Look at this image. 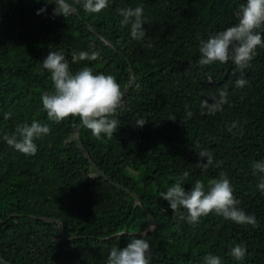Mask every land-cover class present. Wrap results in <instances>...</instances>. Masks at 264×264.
Returning <instances> with one entry per match:
<instances>
[{"label":"trees","instance_id":"obj_1","mask_svg":"<svg viewBox=\"0 0 264 264\" xmlns=\"http://www.w3.org/2000/svg\"><path fill=\"white\" fill-rule=\"evenodd\" d=\"M66 2L75 14L64 17L53 15L55 0H0V264H107L110 250L126 247L133 236L149 242L150 264H204L209 254L222 264H264V193L252 167L264 161V47L243 71L231 60L198 64L200 41L235 26L246 0H109L98 14L85 12L83 0ZM129 7L143 8L142 39L121 24L117 9ZM257 31L264 38V26ZM93 50L99 59L72 62L73 52ZM52 51L65 56L73 73L87 66L113 75L121 92L136 79L110 117L120 122L111 139L92 136L78 117L48 120L41 96L54 88L41 63ZM241 76L248 83L237 88ZM221 89L227 103L207 114L201 101L213 103ZM141 118L145 125L136 127ZM33 120L51 131L35 141L34 156H25L4 136ZM78 127L79 141L106 179L80 151ZM205 150L213 157L207 169L201 167L207 158L199 156ZM185 171V191L197 180L207 191L226 174L238 207L256 225L215 213L195 226L174 217L160 193ZM148 215L155 227L141 235ZM237 244L247 248L239 261L230 254Z\"/></svg>","mask_w":264,"mask_h":264},{"label":"clouds","instance_id":"obj_2","mask_svg":"<svg viewBox=\"0 0 264 264\" xmlns=\"http://www.w3.org/2000/svg\"><path fill=\"white\" fill-rule=\"evenodd\" d=\"M54 16L67 17L75 11L74 7L66 0H55ZM109 6V0H83V9L90 14H98ZM46 9H40L37 15L44 13ZM117 12L123 19L122 25H131V37L135 40L145 36L143 30V8H120ZM238 23L226 30L215 33L207 40H201L199 44L200 66L213 63H227L229 60L241 71L250 66V62L256 54L258 47H264V38L258 29L264 26V0H246V3L236 13ZM92 48V45H89ZM99 52L93 50L91 54L81 51L72 53V62L99 59ZM42 67L50 73V79L54 91L45 92L41 96L43 110L51 122L60 123L69 117H78L80 125L89 130L92 136L100 139L102 134L111 139L117 132L119 120L110 118L115 115L122 102L120 85L113 75L103 73L94 74L90 67H83L73 73L69 69V63L59 51H52L41 63ZM211 79V74H209ZM236 87L243 88L248 81L241 78L236 80ZM218 99L213 97V103L207 100L201 101V107L207 109V114H214L222 110L227 103V91L221 89ZM205 114L204 112L201 113ZM187 115L191 117L192 113ZM10 112L4 114L7 120ZM170 120H175L174 117ZM234 122L229 131L237 127ZM145 121L141 118L136 121V127H143ZM51 129L48 124H41L37 120L17 125L15 134L5 135L4 140L16 152L25 156H34L38 151L36 140L48 135ZM200 157H206V162H201V167L207 169L213 163L212 154L201 151ZM253 174L259 175L257 188L264 193V161L254 162ZM189 176L185 171L182 176L176 178V182L160 193L161 199L168 202L173 211V216L180 220H186L189 225L195 226L202 217L212 213L222 216L240 225H253L257 221L254 215H247L238 207L240 203L233 195V188L227 175L221 173L220 178L213 180L207 191L202 181L197 180L189 191H185L183 181ZM170 179H172L170 177ZM187 212L185 216L180 210ZM151 251L149 242L144 238L133 236L124 248L113 247L107 257V264H150L148 256ZM247 252L246 246L237 244L231 249V256L236 260H243ZM204 264H222L218 256L207 255Z\"/></svg>","mask_w":264,"mask_h":264},{"label":"water","instance_id":"obj_3","mask_svg":"<svg viewBox=\"0 0 264 264\" xmlns=\"http://www.w3.org/2000/svg\"><path fill=\"white\" fill-rule=\"evenodd\" d=\"M73 13L75 14V12H73ZM135 82H136V79L132 78L130 84L126 85L125 88H124V90L122 91V97L128 92L129 87H130L131 85H133ZM78 132H79V127L76 129V133H75L74 137H75V139L77 140L78 147H79L80 151L83 153V155H84L85 157L88 158L89 163H90V165L92 166V168H93V169H94L99 175H101L102 177H104V178L106 179L105 174H104L103 172H101V170H100V169H99V168H98V167H97V166H96V165H95V164L89 159V157H88V155H87V153H86V151H85V149H84L82 143H81V142L79 141V139H78V136H77ZM113 184H114V186H115L116 188H118V189H124V188H123L121 185H119V184H115V183H113ZM124 190H125L128 194H130L131 197H132L136 202H139L138 197H137L135 194L131 193L128 189H124ZM52 221H54V220H52ZM148 221H149V229H148L146 232L141 233V235H146L147 233L151 232V231L154 229V227H155V223L153 222L151 216H149V215H148ZM1 224H2V221L0 222V225H1ZM57 224H58V227H59V233H60L61 235H63L62 227H61V223H60L59 221H57Z\"/></svg>","mask_w":264,"mask_h":264},{"label":"rangeland","instance_id":"obj_4","mask_svg":"<svg viewBox=\"0 0 264 264\" xmlns=\"http://www.w3.org/2000/svg\"><path fill=\"white\" fill-rule=\"evenodd\" d=\"M29 56H30L31 58H33V56H32L31 53L29 54ZM31 61H32V59H31ZM148 229H149V225H148V227H147V230H148ZM147 230H146V231H147ZM146 231H145V232H146ZM143 233H144V232H143Z\"/></svg>","mask_w":264,"mask_h":264}]
</instances>
